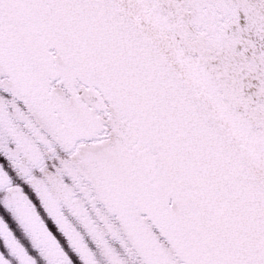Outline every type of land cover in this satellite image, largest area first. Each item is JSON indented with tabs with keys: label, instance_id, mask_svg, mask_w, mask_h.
Wrapping results in <instances>:
<instances>
[{
	"label": "snow or ice",
	"instance_id": "6c2138e0",
	"mask_svg": "<svg viewBox=\"0 0 264 264\" xmlns=\"http://www.w3.org/2000/svg\"><path fill=\"white\" fill-rule=\"evenodd\" d=\"M0 264H264V0H0Z\"/></svg>",
	"mask_w": 264,
	"mask_h": 264
}]
</instances>
